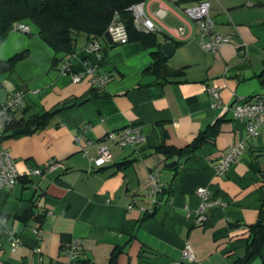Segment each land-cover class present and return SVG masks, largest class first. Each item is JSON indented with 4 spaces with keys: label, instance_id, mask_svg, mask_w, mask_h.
Masks as SVG:
<instances>
[{
    "label": "crops",
    "instance_id": "0c3cea01",
    "mask_svg": "<svg viewBox=\"0 0 264 264\" xmlns=\"http://www.w3.org/2000/svg\"><path fill=\"white\" fill-rule=\"evenodd\" d=\"M201 1L143 2L146 12L166 11L154 35L160 44L173 42V54L163 55L169 72L183 73L178 77L147 73L153 59L137 41L117 45L98 39V58L84 53L88 42L81 35L75 52L53 64L55 52L33 24H27L28 33L7 34L0 61L25 56L0 74V103L20 92L24 106L17 120L50 117L34 133L0 141L20 174L12 188L0 189V264H68L66 249L75 239L84 251L80 264H171L185 245L203 264L239 263L248 227L264 201V125L258 136H248L229 107L238 98L264 94V0H208L215 31L229 36L217 54L200 48L198 26L184 13ZM177 28L189 38L171 39L167 29ZM65 62L70 73L62 72ZM90 67L106 82L92 86L86 76ZM79 73L83 79L74 82ZM210 86L219 87L214 107ZM85 125V138L95 143L127 127L138 128L146 141L125 147L110 143L111 161L93 169L74 141ZM213 126L217 134L212 141L181 152ZM236 145L243 146L241 155L218 174V159ZM164 147L174 152L165 155ZM96 154L92 146L88 156ZM50 161L60 165L42 175H26ZM153 170L162 185L155 207L145 199ZM203 187L224 205L208 210L197 226L196 190ZM11 232L20 240L15 251ZM241 264H264V247Z\"/></svg>",
    "mask_w": 264,
    "mask_h": 264
},
{
    "label": "built area",
    "instance_id": "2783aa9c",
    "mask_svg": "<svg viewBox=\"0 0 264 264\" xmlns=\"http://www.w3.org/2000/svg\"><path fill=\"white\" fill-rule=\"evenodd\" d=\"M164 8H159L155 12H146L143 3L132 5L128 8L131 12L133 25L139 32L145 34H157L161 31L159 26V18L166 15ZM185 15L196 22L198 26L197 42L200 48L207 53L217 54L220 48L229 42V36L217 33L214 29V20L210 15V4L208 0H203L193 7L184 9ZM12 30L29 32V27L26 23H20L13 26ZM168 36L171 39L184 41L190 36V33H185L182 28L167 29ZM106 35L112 44L124 45L128 42V33L125 24L120 20L117 12L114 13L111 22L107 26ZM98 39L89 41L85 47L86 55H96L101 57V46L97 42ZM71 66L65 62L62 66L63 73H70ZM86 76L89 77V82L92 86H98L106 82V78L97 77L94 74L93 68H87ZM83 79V74H76L73 76L74 82H80ZM207 92L214 99L212 106L218 105L219 87L210 86ZM23 94L16 92L9 96L5 102L0 103V135L2 131L10 124L13 118H16L17 112L24 106ZM227 109V106H223ZM233 114V118L242 122L245 126L248 136H258L259 128L264 125V94H259L246 98L236 99L229 107ZM88 126H81L78 128L74 141L77 149L82 156L88 157L94 168H100L111 161V154L109 144L114 143L119 147L128 145L142 144L146 141V137L138 128H123L117 131H110L103 136V138L95 143L93 140L86 139L84 134ZM92 146H96L97 154L95 157L88 156V151ZM243 150L242 145L230 147L217 161L215 168L218 174H223L226 170L237 160ZM60 165L59 162L50 161L42 168H30L26 171V175H42L45 172H51ZM20 174L16 170L14 159L9 151L0 147V189L12 188ZM158 170H153L147 178L146 200L152 207L159 204L157 199L161 192L162 185L158 180ZM196 195L200 199V206L195 214V225H201L206 219L207 211L215 207L223 206L224 203L215 198L209 188L203 187L196 190ZM11 239V250L15 251L19 245L20 240L18 236L11 232L9 233ZM83 247L81 242L77 239L73 240L66 249V255L69 258L68 264H77L81 255H83ZM171 264H203L199 261L190 248L185 245L181 251V257L178 261Z\"/></svg>",
    "mask_w": 264,
    "mask_h": 264
},
{
    "label": "trees",
    "instance_id": "16d2710c",
    "mask_svg": "<svg viewBox=\"0 0 264 264\" xmlns=\"http://www.w3.org/2000/svg\"><path fill=\"white\" fill-rule=\"evenodd\" d=\"M146 0H0V44L13 26L26 23L33 24L39 30V37L55 52L53 64L60 60V56L75 52L74 44L79 36L86 37V42L96 39H108L106 29L115 12L125 24L128 33V42H140L153 59L146 72L163 77H178L183 74L176 70L169 72L165 67V56L160 51V43L154 34H145L135 29L131 12L132 5L143 3ZM111 43V42H110ZM25 56V52L2 62L0 74L12 68L13 64ZM49 114L31 116L27 120L13 118L10 124L2 131L0 141L7 137H18L34 133L46 125ZM217 134L216 126L207 128L185 148L183 153H191L205 142L212 141ZM163 154H172L171 148H160ZM26 217L21 218L25 220ZM249 236L245 254L238 264L258 255L264 247V201L256 222L248 227ZM114 259V258H113ZM80 264V261L77 263Z\"/></svg>",
    "mask_w": 264,
    "mask_h": 264
},
{
    "label": "water",
    "instance_id": "95a60500",
    "mask_svg": "<svg viewBox=\"0 0 264 264\" xmlns=\"http://www.w3.org/2000/svg\"><path fill=\"white\" fill-rule=\"evenodd\" d=\"M175 50L173 42H164L160 45V51L162 54H164L166 57H169L173 54Z\"/></svg>",
    "mask_w": 264,
    "mask_h": 264
}]
</instances>
